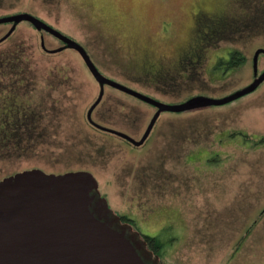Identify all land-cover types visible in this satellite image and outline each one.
<instances>
[{
	"label": "rangeland",
	"instance_id": "374dc122",
	"mask_svg": "<svg viewBox=\"0 0 264 264\" xmlns=\"http://www.w3.org/2000/svg\"><path fill=\"white\" fill-rule=\"evenodd\" d=\"M21 12L81 42L103 74L166 103L243 88L264 48V0H0V16ZM200 16L225 29L197 58L187 46ZM11 25L0 22V38ZM42 35L49 48L63 44L27 20L0 43V179L86 169L133 231L164 240L155 252L163 264H264V82L223 105L161 112L135 146L90 123L97 79L75 49L43 50ZM233 50L246 61L218 69ZM156 111L106 85L92 117L140 139Z\"/></svg>",
	"mask_w": 264,
	"mask_h": 264
},
{
	"label": "water",
	"instance_id": "95a60500",
	"mask_svg": "<svg viewBox=\"0 0 264 264\" xmlns=\"http://www.w3.org/2000/svg\"><path fill=\"white\" fill-rule=\"evenodd\" d=\"M22 20L64 43L49 48L42 35L43 50L56 53L69 47L81 53L101 87L98 98L89 107L87 119L98 129L128 139L135 146L145 143L161 112L223 105L255 91L264 81V71L258 74L259 55L264 48H258L253 55L254 80L243 88L222 98L200 94L179 103H166L100 72L81 42L33 13L0 16V22H12L0 43L11 36ZM106 85L157 107L140 139L92 117ZM132 228L114 212L100 192L97 177L86 169L48 173L40 167L29 168L0 179V264H149L151 251L146 239Z\"/></svg>",
	"mask_w": 264,
	"mask_h": 264
},
{
	"label": "trees",
	"instance_id": "16d2710c",
	"mask_svg": "<svg viewBox=\"0 0 264 264\" xmlns=\"http://www.w3.org/2000/svg\"><path fill=\"white\" fill-rule=\"evenodd\" d=\"M223 20H219L216 22V16H209L205 18L204 16H200L197 20V28H196V37L197 42L194 44V48L199 49V51H194L195 56L197 58L202 54L200 46L211 43L214 39H220L221 32L225 29V26L222 23ZM220 62L217 65L218 69H224L225 71H231L236 67L243 64L246 61V57L244 54H241L237 50L231 51L228 53V56H221ZM146 241L148 243V247L152 249V251L158 253L163 249L164 240L161 239L158 235H149L144 234Z\"/></svg>",
	"mask_w": 264,
	"mask_h": 264
},
{
	"label": "flooded vegetation",
	"instance_id": "af4514ba",
	"mask_svg": "<svg viewBox=\"0 0 264 264\" xmlns=\"http://www.w3.org/2000/svg\"><path fill=\"white\" fill-rule=\"evenodd\" d=\"M61 43H63L62 41H61ZM194 44H195V41H192V42H190V43H188V46H187V49L189 48L191 51H193V53H192V56L191 57H194L195 56V53H194V49L195 48H193V46H194ZM62 45H64V43L62 44ZM186 49V50H187ZM262 54H264V52H262V53H260V55H262ZM227 56L228 55V52L227 51H225V52H223V54H220V56L218 57L219 59H218V62H220V57L221 56ZM259 55V61H260V58H261V56ZM259 61H258V66H259ZM152 65H155V63L154 64H152ZM217 66V65H216ZM264 71V69L263 70H260L259 69V72H258V74H260V73H262ZM264 82V81H263ZM262 82V83H263ZM261 83V84H262ZM261 84H259L255 89H257ZM7 97H9V100L7 101L6 99H4L5 101H6V103H8V102H10L11 103V105H13L14 107L16 106L15 104H16V97H12V98H10V94H8L7 95ZM0 105H2L1 104V102H0ZM6 106V105H5ZM3 107H4V104H3ZM12 107V106H11ZM16 108V107H15ZM15 108H11L12 110H14ZM9 109V108H8ZM11 109H9V110H11ZM17 109H20V108H17ZM16 109V110H17ZM7 122L10 124V123H12L11 121H13V122H15L16 121V119H17V117H18V112L17 111H15V112H11V113H8L7 114ZM12 117V118H11ZM16 123V122H15ZM263 212H264V210H263ZM121 218H122V222H126L127 220L124 218V216L123 215H121ZM255 220V219H254ZM251 229H252V226H250L249 228H247L246 229V238L251 234ZM245 238V239H246ZM146 239V238H145ZM146 244H147V247H148V243H147V241H146ZM148 249H149V251H151V255L148 257L149 259L147 260L148 262H149V264H163L162 263V261H161V259H160V257L156 254L155 255V252L154 251H152L151 249H150V247H148ZM154 252V253H153Z\"/></svg>",
	"mask_w": 264,
	"mask_h": 264
}]
</instances>
